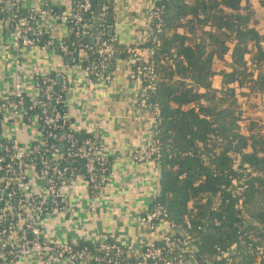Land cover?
I'll return each mask as SVG.
<instances>
[{"label": "trees", "instance_id": "16d2710c", "mask_svg": "<svg viewBox=\"0 0 264 264\" xmlns=\"http://www.w3.org/2000/svg\"><path fill=\"white\" fill-rule=\"evenodd\" d=\"M80 1L73 0L68 12L42 5L37 20L45 22L40 13L47 10L52 26L64 23L71 31L61 40L73 53H60L70 64L86 67L99 60V44L75 32L86 33L87 25L95 23L101 37L108 39L113 35L115 3L91 0V8L76 22L72 14ZM102 12L104 21H99ZM18 13L28 12L20 9ZM64 14L67 22L59 19ZM0 16L6 17V12L0 11ZM52 33L46 30L40 44L58 41ZM130 47L148 51L146 58L140 56L133 63V69L149 68L155 85L149 102L159 106L153 137L159 150L151 158L159 167V189L144 216L159 207V219L150 223H169L172 227L164 235L175 242L168 246L163 235L149 245L162 248L160 257L166 260L185 262L192 255L199 264H264V0H155L145 39L127 45L116 40L110 72L117 59H129ZM47 77L56 79L60 88L55 74ZM65 93L57 105L62 114H67ZM29 102L20 117L32 133L39 127L40 108L31 109ZM71 123L55 130L65 134L62 140H51L61 154V164L71 170L65 179H58L59 185L77 175L88 178L85 160L74 155L85 140L99 148L95 133L76 130ZM0 139V154H5L3 145L12 142L1 134ZM38 143L32 140L22 146L28 150ZM103 161V167L98 165L95 171L97 179L104 176L105 181L97 186L90 183L89 199L98 198L108 182L111 161ZM185 240L189 247L184 246ZM103 241L125 247L110 237L70 243L74 249L94 254L87 264L108 260L109 264H136L124 254L111 252L105 257V252L95 251Z\"/></svg>", "mask_w": 264, "mask_h": 264}, {"label": "built area", "instance_id": "2783aa9c", "mask_svg": "<svg viewBox=\"0 0 264 264\" xmlns=\"http://www.w3.org/2000/svg\"><path fill=\"white\" fill-rule=\"evenodd\" d=\"M0 2H2L0 11L6 12L5 19L12 31L9 47L16 67L12 90L0 97V114L2 113L0 134L12 142L10 146L3 145L1 150L5 154H0V225L3 227L0 228V260L4 262L3 264H15L26 257H31L42 264H87L89 259L94 258V254L87 253L85 249H74L70 243L77 242L79 239L48 238L44 234V226L50 217L65 221L75 213V209L69 206L66 197L67 183H62V185L58 183V179H65L66 174L71 170L68 165L61 164V154L53 142L65 137V134L55 132L56 129L72 124L70 115L62 114L57 107L63 102V92L68 90L69 84L57 75L60 83V88H57L56 79L47 77L46 74L36 73L33 80V92L27 93L19 75V55L23 48L38 46L43 49H57L64 56H69L73 52L62 40L55 42L49 40L40 44L41 36L52 27L50 11L43 10L41 15L39 14L42 19L46 17L44 22L37 20L38 9L21 15L18 13L20 8L14 0H0ZM43 5L52 6L49 2ZM90 8L91 0H81L75 6L72 18L79 22L82 14ZM104 17L105 12H102L98 20L104 21ZM68 18L67 14L59 17L64 22H67ZM86 28L88 29L86 33L81 34L77 30L75 35L86 36L99 44L97 49L99 60L86 67L73 65L76 69L83 71L92 82L108 83L112 77L109 67L116 54L114 48L116 38L111 35L108 39H103L102 31L95 23L87 25ZM70 31H66V34L68 35ZM127 52L132 64L138 61L140 56L146 58L148 53L146 49L139 47H130ZM80 55L86 58L83 52H80ZM134 74L142 84L138 103L145 114L141 119H151L156 125L155 117L159 114V106L149 102L148 98L149 91L155 88L153 75L148 67H144L142 71H134ZM27 100L33 104L30 105L31 109L33 106L40 108V114L36 116L39 127L32 133L27 132L20 117L27 110L25 108ZM43 132H46V135L40 138ZM32 140H38L39 143L26 150L22 144H28ZM158 150L157 142L152 139L141 144L130 156L137 162H143L152 158ZM74 155L85 160V175L88 177L85 178L87 189L90 183L97 186L99 181H105L104 176L100 180L97 179L95 170L98 165L103 167L104 161L101 160L99 148L94 141L85 140L84 145ZM67 180L68 178L66 182ZM97 209L98 198L93 197L85 211L90 215H95ZM159 217L160 208L158 207L146 217L144 216L143 221L154 228L155 225L151 224L150 220L159 219ZM162 223L166 224L168 229L172 227L167 222ZM162 238L168 246L175 245V242L167 235ZM149 244L137 247L124 245L123 249L119 244H109L103 241L94 250L105 252V257H108L111 252L115 255L124 254L126 259L135 260L136 264H149V261L154 264H199L192 255H189L185 262L180 258L166 260L160 257L162 248ZM184 246H190L189 240L184 241ZM109 263L110 260L105 262V264Z\"/></svg>", "mask_w": 264, "mask_h": 264}, {"label": "crops", "instance_id": "0c3cea01", "mask_svg": "<svg viewBox=\"0 0 264 264\" xmlns=\"http://www.w3.org/2000/svg\"><path fill=\"white\" fill-rule=\"evenodd\" d=\"M14 1L23 11L39 9L49 2L68 12L73 4V0ZM114 3L112 33L116 40L123 45L143 41L155 0H114ZM50 30L58 41L67 33L64 23H56ZM11 40V27L0 16V97L10 93L15 79ZM19 57L20 80L27 93L33 92L36 73H53L66 80L69 88L65 105L75 129L97 134L100 158L111 161L108 182L98 197L97 213L90 215L85 211L90 199L84 176L69 178L66 197L75 213L65 221L50 217L44 234L63 240L110 237L128 247L142 246L163 236L168 230L166 224L152 228L143 221L159 189V167L151 158L137 162L130 156L141 144L153 139L156 128L153 120L141 119L145 114L138 103L142 84L134 74L131 60L117 59L110 82L94 83L58 50L26 47ZM15 264L42 263L26 257Z\"/></svg>", "mask_w": 264, "mask_h": 264}, {"label": "water", "instance_id": "95a60500", "mask_svg": "<svg viewBox=\"0 0 264 264\" xmlns=\"http://www.w3.org/2000/svg\"><path fill=\"white\" fill-rule=\"evenodd\" d=\"M111 34V32L109 33V35Z\"/></svg>", "mask_w": 264, "mask_h": 264}]
</instances>
